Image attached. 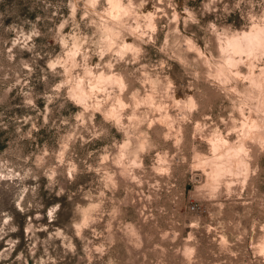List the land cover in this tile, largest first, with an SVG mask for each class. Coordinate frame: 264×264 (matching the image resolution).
I'll return each instance as SVG.
<instances>
[{
    "label": "rangeland",
    "instance_id": "obj_1",
    "mask_svg": "<svg viewBox=\"0 0 264 264\" xmlns=\"http://www.w3.org/2000/svg\"><path fill=\"white\" fill-rule=\"evenodd\" d=\"M130 2L0 0V264H264V0Z\"/></svg>",
    "mask_w": 264,
    "mask_h": 264
},
{
    "label": "bare ground",
    "instance_id": "obj_2",
    "mask_svg": "<svg viewBox=\"0 0 264 264\" xmlns=\"http://www.w3.org/2000/svg\"><path fill=\"white\" fill-rule=\"evenodd\" d=\"M107 1H108V8L106 9L107 14L110 15V16H113L114 18H116L118 22H122L123 21L122 20V17L124 15H126L127 13H129L130 12V9L132 11V8H130V5H131L130 0H128L129 1L128 3L125 2L124 0H107ZM258 29H260V27ZM262 31H264V30H262ZM262 31H259V30L258 31H254V30L244 31V32H241L238 35H232L231 37H227L226 38V43L224 42L225 43L224 44L225 45L224 46V49L229 50V51H231V49H233V50H238V49H241L242 50L243 49L245 51H250L251 52L254 49H256V47L258 48V46L262 44V39H261V37L263 35ZM111 35L112 36L110 38V43L111 44H114L115 43L114 42V36L116 34L113 32V33H111ZM132 46L133 45L131 43H129L127 45H124V46H120V47L118 46L119 47V52L124 53L125 51H127V49L132 48ZM117 51H118V49H117ZM238 53H239V51H238ZM232 54H234V51H233ZM225 56H227L226 53H225ZM228 57H229V55H228ZM68 60H71V61L74 60V58H73V56H72L71 53L70 54L68 53ZM68 63H69V61H68ZM230 64H232V62ZM85 72H86V70H85ZM109 82H111V79L109 78V76L106 73H105V75L99 76V78L97 80V83H100L103 86L106 85V84H108ZM113 83H114V81H113ZM95 88H96V84L95 83H93L92 85H90L89 87H87V86H85L83 84V80L82 79H79L77 82L75 81V84L71 87V93L77 99V101H79V102H85L87 100V98L93 93V91L95 90ZM97 91H99V90H97ZM119 101H121L120 97H119ZM120 104H121V102H120ZM116 106H117V102H116ZM250 123L255 124V125L257 124V122L254 121V119ZM248 125H250V124H248ZM254 134H256V133H254ZM260 134H262V133H260ZM213 147L218 150V153H216L214 155V159H212L213 160V163H212V166H211V172H210L211 174H210V176L212 177L213 180H215L217 178V176L219 175V173H222V172H225V171L234 170V169H236L237 167H239L242 164L243 155H244L243 154V152H244V145L243 144L233 145V144H230V142L227 139H225L223 137H219L214 142Z\"/></svg>",
    "mask_w": 264,
    "mask_h": 264
}]
</instances>
